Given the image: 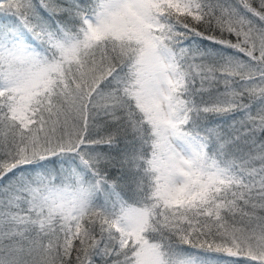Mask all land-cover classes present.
<instances>
[{"label": "snow or ice", "instance_id": "snow-or-ice-1", "mask_svg": "<svg viewBox=\"0 0 264 264\" xmlns=\"http://www.w3.org/2000/svg\"><path fill=\"white\" fill-rule=\"evenodd\" d=\"M0 264H264V0H0Z\"/></svg>", "mask_w": 264, "mask_h": 264}, {"label": "trees", "instance_id": "trees-1", "mask_svg": "<svg viewBox=\"0 0 264 264\" xmlns=\"http://www.w3.org/2000/svg\"><path fill=\"white\" fill-rule=\"evenodd\" d=\"M121 147H122V145H121ZM116 153L115 152H113V155H115Z\"/></svg>", "mask_w": 264, "mask_h": 264}]
</instances>
